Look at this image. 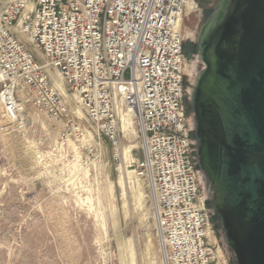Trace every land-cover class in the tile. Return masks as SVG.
<instances>
[{"label": "built area", "instance_id": "1", "mask_svg": "<svg viewBox=\"0 0 264 264\" xmlns=\"http://www.w3.org/2000/svg\"><path fill=\"white\" fill-rule=\"evenodd\" d=\"M186 2L0 0V108L18 126L17 95L25 93L48 119L73 121L67 94L37 65L25 36L98 133L118 144L119 112L131 110L144 152L140 167L155 195L163 264H217L185 102Z\"/></svg>", "mask_w": 264, "mask_h": 264}, {"label": "rangeland", "instance_id": "2", "mask_svg": "<svg viewBox=\"0 0 264 264\" xmlns=\"http://www.w3.org/2000/svg\"><path fill=\"white\" fill-rule=\"evenodd\" d=\"M213 1L186 2L188 98L203 66L191 40L199 37L203 20L198 3L207 10ZM21 39L53 85L67 94L73 121L48 119L25 93V98L17 95L23 107L18 126L0 108V264H163L149 177L140 167L144 152L136 119L128 131L119 118L118 144L98 133L74 105L59 73L44 65L25 36ZM129 145L136 146L128 163L136 177L123 193L117 180L122 148ZM211 228L215 260L229 264L212 220Z\"/></svg>", "mask_w": 264, "mask_h": 264}, {"label": "water", "instance_id": "3", "mask_svg": "<svg viewBox=\"0 0 264 264\" xmlns=\"http://www.w3.org/2000/svg\"><path fill=\"white\" fill-rule=\"evenodd\" d=\"M212 8L188 99L193 158L229 264H264V0Z\"/></svg>", "mask_w": 264, "mask_h": 264}, {"label": "bare ground", "instance_id": "4", "mask_svg": "<svg viewBox=\"0 0 264 264\" xmlns=\"http://www.w3.org/2000/svg\"><path fill=\"white\" fill-rule=\"evenodd\" d=\"M57 86L62 89V84L61 83H59V84L57 83ZM119 115H120V121H121L123 130L132 131V123H133V121H132L131 110H127L126 113L119 112ZM135 147H136L135 145H129L127 147H123L122 148V156H123V162L122 163H124V164L120 166L121 170H120V173H119L117 181H118L119 185L121 186V188L123 190V193H125L126 186L131 182V179L136 177V170L130 169L128 167V163H130L132 161V158H133L131 150H132V148H135ZM148 177H149V184H150V187H151V190H152V197H153V200H154L153 203H154V211H155V216H156L155 217L156 218V225L158 227V224H157V205H156V202H155V195H154V192H153L152 181H151L149 172H148ZM210 231H211V229H208L207 233H208V235L211 238ZM161 248H162V246H161Z\"/></svg>", "mask_w": 264, "mask_h": 264}, {"label": "flooded vegetation", "instance_id": "5", "mask_svg": "<svg viewBox=\"0 0 264 264\" xmlns=\"http://www.w3.org/2000/svg\"><path fill=\"white\" fill-rule=\"evenodd\" d=\"M198 7L199 8H202V17L204 18V22H206L208 19H209V17H211V15H212V12H213V8L212 9H208V11L204 8V6H202L200 3H198ZM204 8V9H203ZM188 18V17H187ZM186 18V19H187ZM185 19V20H186ZM183 25H182V32L184 33V29H186L188 26H189V24L188 23H186L184 20H183V23H182ZM184 35V34H183ZM198 38L199 37H196L195 39H192L191 38V40H194V48H193V50L196 52V53H199L198 52V48H197V42H198ZM191 55V54H190ZM186 79H187V77L185 78V82H186ZM185 88H186V86H185ZM184 91H185V102H186V104L189 106V103H188V93H189V91L187 92V89H184Z\"/></svg>", "mask_w": 264, "mask_h": 264}, {"label": "trees", "instance_id": "6", "mask_svg": "<svg viewBox=\"0 0 264 264\" xmlns=\"http://www.w3.org/2000/svg\"><path fill=\"white\" fill-rule=\"evenodd\" d=\"M193 52H194V51H193ZM191 54H192V53H191ZM187 110L190 111V108H189L188 105H187ZM207 205H208V203H207ZM208 206H209V205H208ZM212 219H214L213 216L211 217V220H212Z\"/></svg>", "mask_w": 264, "mask_h": 264}]
</instances>
